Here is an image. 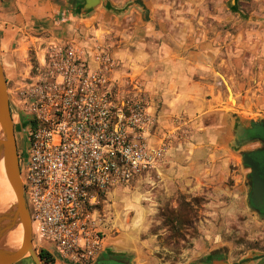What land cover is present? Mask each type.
Returning a JSON list of instances; mask_svg holds the SVG:
<instances>
[{
    "label": "rangeland",
    "instance_id": "374dc122",
    "mask_svg": "<svg viewBox=\"0 0 264 264\" xmlns=\"http://www.w3.org/2000/svg\"><path fill=\"white\" fill-rule=\"evenodd\" d=\"M3 1L1 62L14 124L20 121L18 90L30 84L50 43L101 46L114 61L108 77L119 102L153 114L146 138L165 150L166 169L110 187L90 210L106 239L127 237L134 247L119 264H200L221 249L233 264L264 256V216L249 205L241 162L246 148L236 139L241 129L264 122V0H77L83 6L58 1L51 34L34 26L33 33L17 31L5 18ZM147 55L149 67L167 72L164 83L177 84V112L169 105L165 113L164 99L147 90L154 82L145 68ZM199 165L201 181H176L177 168L198 172ZM21 170L23 179V165ZM182 201L195 212V231L184 240L172 234L163 215ZM151 239L153 246H146Z\"/></svg>",
    "mask_w": 264,
    "mask_h": 264
},
{
    "label": "built area",
    "instance_id": "2783aa9c",
    "mask_svg": "<svg viewBox=\"0 0 264 264\" xmlns=\"http://www.w3.org/2000/svg\"><path fill=\"white\" fill-rule=\"evenodd\" d=\"M93 48L50 43L17 93L33 246L70 264H95L104 252L90 210L106 191L156 169L165 153L147 142L153 114L119 102L114 61Z\"/></svg>",
    "mask_w": 264,
    "mask_h": 264
},
{
    "label": "water",
    "instance_id": "95a60500",
    "mask_svg": "<svg viewBox=\"0 0 264 264\" xmlns=\"http://www.w3.org/2000/svg\"><path fill=\"white\" fill-rule=\"evenodd\" d=\"M222 79L224 80L223 77ZM224 82L228 90L229 98H231L232 91L225 80ZM242 135V132L237 133L236 139L240 140ZM241 162L252 170L253 186L248 202L252 201L259 205L263 198L264 188L261 182L262 180L258 176L257 164H255L248 155L242 156ZM1 164L3 165L6 178L14 193L15 200L14 202L10 201L4 209H0V264H17L23 259H29L33 264H43L39 254H37L33 247L31 219L21 178L7 81L1 62L0 42V165ZM19 224L21 225L23 234L22 244L17 250L9 249L3 244V239L10 233L16 231Z\"/></svg>",
    "mask_w": 264,
    "mask_h": 264
},
{
    "label": "crops",
    "instance_id": "0c3cea01",
    "mask_svg": "<svg viewBox=\"0 0 264 264\" xmlns=\"http://www.w3.org/2000/svg\"><path fill=\"white\" fill-rule=\"evenodd\" d=\"M58 1H64L68 4L70 1L71 3H75L76 0H4L3 1V9L5 10V18L9 20L11 25H15V29L22 30L25 33H33L35 30L33 29V26L38 28L39 31L41 30L42 33L48 32L49 34L53 33V30L56 26V18L58 13L61 10V6L58 7ZM69 2V3H70ZM82 5V4H81ZM80 5V6H81ZM83 6V5H82ZM14 8V12H11L10 9ZM36 34H38L36 32ZM40 35V34H39ZM46 39V38H45ZM44 37L40 38L41 43L36 45L37 47H40L43 42H45ZM148 57L145 58V68L148 67L150 69L151 77H153L152 83H150L147 86V90L150 91L151 94L157 95L158 97H162L164 99V106L163 110H165V113H167L169 110L168 106L173 105V111H178V105H179V94L177 89V84H166L162 80V76L164 75V72L159 69H154V67H149L150 65L148 62H152V60ZM162 57V56H161ZM157 60V59H156ZM164 62V61H161ZM160 62V63H161ZM149 72V71H148ZM178 73V67H174L172 69V75ZM176 76V75H174ZM171 90L174 91L170 93ZM171 100H173L171 102ZM162 162V163H161ZM155 170L157 169H166V163L169 162V158L163 159ZM182 169V170H181ZM200 169H202V166L199 165L198 172H195L194 169L192 171L190 169H184L183 167L177 168L175 170V174L177 173V177H180V179L176 181L183 182H191L193 183L194 180H200L201 175ZM153 171V170H151ZM150 172V171H149ZM183 177V178H182ZM193 177V179H191ZM111 240V241H110ZM110 240L106 239V245L104 248V252L102 255H107L106 259L109 262L112 263H124L121 260L126 258L130 252L134 250V247L132 244H130V241L127 237H117V238H111ZM146 246H153V240L146 241ZM108 252V253H107ZM102 255L97 259L95 264L100 262L101 260H104L102 258ZM250 259V260H248ZM17 264H33L29 259H23ZM54 264H70L67 263L61 259H55ZM212 264H233V262L229 259H226L225 261L220 262H213ZM239 264H264V256H258V257H252V258H246L245 260H242Z\"/></svg>",
    "mask_w": 264,
    "mask_h": 264
},
{
    "label": "flooded vegetation",
    "instance_id": "af4514ba",
    "mask_svg": "<svg viewBox=\"0 0 264 264\" xmlns=\"http://www.w3.org/2000/svg\"><path fill=\"white\" fill-rule=\"evenodd\" d=\"M26 124L22 121H18L14 124L15 137L18 148L19 159L21 158V152L19 148L20 135L22 136L25 132ZM242 136L240 137L241 147H245L246 150L243 152L242 156L248 155L252 161L257 164L258 167V176L262 180V185L264 188V122H254L247 126L246 128L241 129ZM247 170L246 178L249 185L248 200L249 195L253 186L252 182V170L250 167L245 166ZM249 205L261 216H264V194L263 198L260 201L259 205L249 202ZM99 264H118L109 262L106 258Z\"/></svg>",
    "mask_w": 264,
    "mask_h": 264
},
{
    "label": "trees",
    "instance_id": "16d2710c",
    "mask_svg": "<svg viewBox=\"0 0 264 264\" xmlns=\"http://www.w3.org/2000/svg\"><path fill=\"white\" fill-rule=\"evenodd\" d=\"M75 5H80V3L76 0ZM194 209L190 204L182 201L176 211L174 210H164L163 215H165V220L167 221V226L172 231L176 237H180L182 240L186 238L188 235H193L194 228ZM192 231V232H191ZM192 233V234H191ZM39 256L43 262V264H54L55 258L48 253L47 251H40ZM107 255H102V258H106ZM227 259V250L221 249L216 250L211 253L210 261L207 259H203L200 261V264H211L213 262L225 261Z\"/></svg>",
    "mask_w": 264,
    "mask_h": 264
},
{
    "label": "bare ground",
    "instance_id": "6f19581e",
    "mask_svg": "<svg viewBox=\"0 0 264 264\" xmlns=\"http://www.w3.org/2000/svg\"><path fill=\"white\" fill-rule=\"evenodd\" d=\"M230 102L234 103L233 97L230 98ZM15 196L12 191L10 184L5 175L3 165H0V209H4L7 204L11 201L14 202ZM22 228L19 224V227L16 231L10 233L7 237L3 239V244L9 248L17 250L22 244Z\"/></svg>",
    "mask_w": 264,
    "mask_h": 264
}]
</instances>
